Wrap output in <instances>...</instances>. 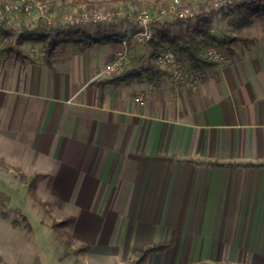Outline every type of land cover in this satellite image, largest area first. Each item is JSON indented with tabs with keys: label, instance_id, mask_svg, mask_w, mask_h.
Segmentation results:
<instances>
[{
	"label": "crops",
	"instance_id": "0c3cea01",
	"mask_svg": "<svg viewBox=\"0 0 264 264\" xmlns=\"http://www.w3.org/2000/svg\"><path fill=\"white\" fill-rule=\"evenodd\" d=\"M74 1L99 0H51L56 10ZM124 6L137 9L135 0ZM239 13L207 18L211 36L238 40L221 46L220 63L196 71V88L171 83L155 62L167 43L135 45L107 73L118 41L57 42L46 63L41 43L15 45L9 31L12 46L0 51V159L40 173L38 190L79 208L69 213L76 239L105 241L90 253L130 261L138 247L167 242L141 264H264V18L238 27ZM9 18L26 21L11 15L1 29ZM31 20L27 29L39 21ZM164 28L179 31L172 21ZM117 238L122 247H109Z\"/></svg>",
	"mask_w": 264,
	"mask_h": 264
},
{
	"label": "rangeland",
	"instance_id": "374dc122",
	"mask_svg": "<svg viewBox=\"0 0 264 264\" xmlns=\"http://www.w3.org/2000/svg\"><path fill=\"white\" fill-rule=\"evenodd\" d=\"M146 1L152 0L140 1L141 4H137V8L143 6ZM121 8L127 12L132 11V8L129 7L124 6ZM13 19L9 18V25H5V28H0L2 33L13 31L12 36L14 38L16 30L19 28L33 27L34 21L32 22L31 19H25L26 21ZM16 20L20 23H17ZM20 20L22 19L20 18ZM161 23L163 22L156 23L154 38L152 40L155 39V34ZM124 26L127 29L122 32ZM133 26V22L123 18L117 23H106L99 26L82 25L80 29L90 34H96L99 29L103 33L110 34L112 31L121 35L126 33V31H130L129 29H132ZM63 29L60 30V32H63V35L60 33L56 37L57 42H66V37L64 36L65 28ZM216 34L219 35L218 29L216 30ZM36 191L41 204L30 198L27 188L16 177L13 169H4L0 166V243H2L0 264H123V258L125 260L128 258L127 261L129 260L131 255L123 256L121 253L116 256L94 255L90 251L82 252L76 256H66L64 238L51 229L52 219L59 221L73 216L69 215V213H79V208L74 206L72 201L59 199L52 192L45 191L43 187L38 190L36 186ZM100 210H102L101 207L97 208L96 211ZM74 218L76 220V216ZM75 220L67 223L63 228L69 233L73 247H78L84 244V242H81L83 240L76 239L74 235ZM13 221H16L19 225L15 226ZM27 225H30V230L27 228ZM89 241L93 243L92 245L88 243L90 247L105 248L104 239L97 237ZM109 243V247H112L113 243H115L113 247L116 249L122 247V241L119 238L109 241Z\"/></svg>",
	"mask_w": 264,
	"mask_h": 264
},
{
	"label": "built area",
	"instance_id": "2783aa9c",
	"mask_svg": "<svg viewBox=\"0 0 264 264\" xmlns=\"http://www.w3.org/2000/svg\"><path fill=\"white\" fill-rule=\"evenodd\" d=\"M243 0H161L159 4L151 2L132 11L118 8H86L76 6L59 13L51 0H1L0 21L11 15L25 19H37L50 27H68L117 23L126 18L133 22L134 29L118 40V48L111 62L104 66V72L111 73L123 67L130 57L131 48L144 45L154 38L157 22L189 20L196 22L198 16L212 18L222 9L236 7ZM212 20L209 26L200 32L201 55L209 61L220 63L224 54L216 42L205 38L213 31ZM8 37L0 31V51ZM155 62L166 71L171 83L196 88L198 76L190 62L169 44L155 53ZM136 100H141V96Z\"/></svg>",
	"mask_w": 264,
	"mask_h": 264
},
{
	"label": "trees",
	"instance_id": "16d2710c",
	"mask_svg": "<svg viewBox=\"0 0 264 264\" xmlns=\"http://www.w3.org/2000/svg\"><path fill=\"white\" fill-rule=\"evenodd\" d=\"M132 0H118V1H109V0H99V1H84L82 5L86 8H118L124 7L125 4ZM137 4H141L140 1L135 0ZM154 2L155 4H159L160 0H152L146 1L143 4H150ZM79 1H74L71 3H62L57 7V11L59 13L70 9L72 7H76L79 5ZM142 7V6H141ZM236 8L240 11V16L236 21V26L245 27L248 26L253 18H264V0H243L241 3L236 5ZM191 21L189 20H175L172 21V24L179 27V31L177 34H171L168 29H159L155 34V39L150 41L149 43H167L172 48H174L180 55L184 56L191 65V68L195 71H201L207 67L214 66L216 63L207 60L201 55V39L199 38L201 30L207 28L209 22L207 21V17H199L196 19L195 25L191 26ZM100 24H98L99 26ZM81 26H68L66 27V41L69 43L79 44L81 43L82 48H86L93 44H103V43H113L118 41V37L114 34H105L101 32L99 29L96 34L91 35L82 31ZM16 37L14 39L15 45H20L22 42H34L41 43L43 48V59L46 63H51V58L53 52L57 46L56 37L59 34L58 27H50L45 22L39 20L34 28L27 29L23 28L15 32ZM8 37V41L3 45V47L10 49L12 46V38L11 32L4 33ZM13 35V34H12ZM205 36L216 42L219 46L223 44H230L238 39L232 38L229 41H224L218 38L211 36L209 33H206ZM120 75H112L109 79H106L105 83L114 82L119 78ZM0 166L4 169L11 168L15 171L16 177H18L19 181L27 188L28 194L30 198L41 204V201L38 197L36 191V184L39 180L41 174L40 173H32L31 175H27L23 173L20 168L16 166L7 165L2 159H0ZM74 216L66 217L62 220H54L52 219L51 229L57 233L59 236L64 238V246L66 251V256L70 255H79L82 252H86L89 250L90 245L88 243H84L79 245L78 247H73L72 239H70L69 233L63 228L67 223L74 221ZM15 226L19 224L16 221H13ZM27 228L30 230V225H27ZM169 244L167 242H162L159 244L148 245L144 247H138V256L128 261L126 264H141L149 253L154 251H162Z\"/></svg>",
	"mask_w": 264,
	"mask_h": 264
}]
</instances>
